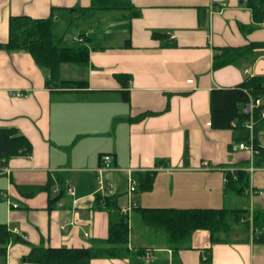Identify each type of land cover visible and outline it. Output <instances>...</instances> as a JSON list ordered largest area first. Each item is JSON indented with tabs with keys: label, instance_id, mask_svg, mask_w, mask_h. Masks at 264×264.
<instances>
[{
	"label": "crops",
	"instance_id": "crops-1",
	"mask_svg": "<svg viewBox=\"0 0 264 264\" xmlns=\"http://www.w3.org/2000/svg\"><path fill=\"white\" fill-rule=\"evenodd\" d=\"M98 2L0 0V45L8 40L11 17L46 19L52 8H62L54 13L61 46L89 51L87 63L59 68L60 79L86 82V88L55 93L28 53L0 49V128H15L31 144L29 155L0 169V224L28 242L10 244L6 264H32L24 259L30 246L89 247L107 237L109 213L94 207L101 155L111 157L103 177L118 206L238 209L236 197L251 210L264 209V167H255L249 152L231 150L250 132L214 130L209 112L211 89L264 75V49L213 67L223 48L264 43V23L254 25L244 0H122L131 10L98 9ZM164 40L175 46L161 47ZM17 90L27 96H14ZM237 170L249 174L242 197L224 190L226 174ZM129 174L136 189L127 194ZM67 186L74 197L65 191L61 205L49 207V191ZM134 216L128 221L133 254L90 264H264V244L253 243L248 231L212 244L209 233L198 230L174 249L148 227L138 235Z\"/></svg>",
	"mask_w": 264,
	"mask_h": 264
},
{
	"label": "trees",
	"instance_id": "trees-1",
	"mask_svg": "<svg viewBox=\"0 0 264 264\" xmlns=\"http://www.w3.org/2000/svg\"><path fill=\"white\" fill-rule=\"evenodd\" d=\"M98 9L131 10L122 0H96ZM250 9L254 25L264 23V0H244ZM93 9L90 7L86 10ZM62 8H52L46 19H32L27 16L11 17L8 27V40L0 49L9 52H26L34 63L43 71L45 86L50 92L72 93L82 92L86 82L62 80L59 78V68L62 64H84L88 62L89 51L86 47L61 46V38L54 34V13ZM81 10L82 12L86 11ZM138 15V13H133ZM153 37L161 38L162 34ZM173 42L163 41L161 47H174ZM254 49H264V43H250L238 48H223L213 58V67L228 65L240 59ZM256 54L251 57L255 58ZM86 93L87 91H83ZM124 100L128 99L126 92H122ZM261 100V105L252 113L253 129L251 144L255 150L252 162L255 167H264V147L257 140L259 131L264 130V75L246 77L241 83L229 88H213L209 93L210 126L214 130H243L249 115L243 112V106L249 99ZM244 142L250 143L248 139ZM31 153V144L27 138L15 128H0V169L7 161L16 156H27ZM51 186L52 182L48 183ZM150 185L146 186L149 189ZM249 189V174L245 170L227 173L224 190L235 196H245ZM49 207L60 201L65 190L60 187L57 192L49 191ZM94 207L109 213L108 232L105 239L93 240L89 247L79 248H51L30 246L25 261L32 264H90L93 259H122L131 255L129 244V225L127 219L119 214L117 198H101L95 196ZM135 214L142 225L151 230L162 233L168 244L174 249H180L190 240L192 234L198 230L209 233L210 242L224 243L231 226L238 224L240 231L250 232L251 241L264 244V209H208V208H137ZM28 242L18 235H12L5 224H0V264H6V253L10 244ZM136 254H143L142 250ZM209 261V258L205 259Z\"/></svg>",
	"mask_w": 264,
	"mask_h": 264
},
{
	"label": "built area",
	"instance_id": "built-area-1",
	"mask_svg": "<svg viewBox=\"0 0 264 264\" xmlns=\"http://www.w3.org/2000/svg\"><path fill=\"white\" fill-rule=\"evenodd\" d=\"M13 94L16 97H26L27 96L26 93H23L22 91H19V90L15 91ZM260 105H261L260 99L253 100L250 98L249 102L246 103L242 109L243 112L248 114L250 117L245 126H246V130L250 132L251 136H252V129L254 125L253 120H252V113L254 109ZM261 117H264V112L261 113ZM251 140H252V137L248 139L250 143L238 142V143L232 144L231 145L232 152L247 151L250 153L251 160H252V157L255 154V150L252 147ZM110 161H111L110 155H101L99 158V164L95 170L96 185H97L96 195H99L101 198L113 197L115 195L114 192L111 190L109 184L105 182L104 177H103L104 176L103 174L110 168ZM135 189H136V182L134 178H132V176L129 174V178L127 179V194L134 192ZM65 191L68 196L74 197L75 192L72 186H67ZM57 204L61 205V200L58 201ZM137 208L138 207L135 202H129L126 205L119 207V214L128 220L130 214L134 212ZM145 258L146 260L150 261L152 259L151 253L147 251V253L145 254Z\"/></svg>",
	"mask_w": 264,
	"mask_h": 264
},
{
	"label": "rangeland",
	"instance_id": "rangeland-1",
	"mask_svg": "<svg viewBox=\"0 0 264 264\" xmlns=\"http://www.w3.org/2000/svg\"><path fill=\"white\" fill-rule=\"evenodd\" d=\"M68 28H69V29H68V31H67L66 33H71V32H72V26H70V27H68ZM59 30H60V26L55 27V34L59 33ZM61 33H62V32H61ZM241 131H242V133H241L242 135H247V134H249V133H248L249 131L246 130V129L241 130ZM260 137H261L262 139H264V132H261V133H260ZM96 186H97V185H96ZM234 199L236 200V204H232V207H239V208H248V207H250V205H249V203L247 202L246 199H243V198H236V197H234ZM238 202H239V203H238ZM134 217L136 218L137 223H136V222L133 223V228H134V231H135L138 235H140V234H142V233H145V232H143L144 230H149L147 227H145L144 225H142V223L140 222V220H139V218H138V215L135 214ZM128 221H129V218H128L127 222H128ZM128 223H129V222H128ZM142 229H143V230H142ZM240 230H241V227H240L238 224L232 225L229 234H228L226 237L221 236V238H223V239H225V240H227V241H236V240L239 239L238 232H240ZM143 235H145V234H143ZM146 253H147V252H145V254H146ZM131 254H133V253H131ZM145 254H144L143 256H144V259L146 260V258H145ZM147 261H149V260H147Z\"/></svg>",
	"mask_w": 264,
	"mask_h": 264
}]
</instances>
